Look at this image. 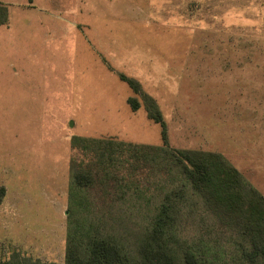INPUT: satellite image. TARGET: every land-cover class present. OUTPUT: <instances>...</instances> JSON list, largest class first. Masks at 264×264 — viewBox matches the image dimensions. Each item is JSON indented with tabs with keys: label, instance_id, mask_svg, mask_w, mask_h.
Instances as JSON below:
<instances>
[{
	"label": "rangeland",
	"instance_id": "obj_1",
	"mask_svg": "<svg viewBox=\"0 0 264 264\" xmlns=\"http://www.w3.org/2000/svg\"><path fill=\"white\" fill-rule=\"evenodd\" d=\"M0 22V257L64 263L98 217L132 246L148 208L97 185L79 211L72 166L91 156L71 141L162 145L150 98L170 146L222 153L264 195V0H0Z\"/></svg>",
	"mask_w": 264,
	"mask_h": 264
},
{
	"label": "trees",
	"instance_id": "obj_2",
	"mask_svg": "<svg viewBox=\"0 0 264 264\" xmlns=\"http://www.w3.org/2000/svg\"><path fill=\"white\" fill-rule=\"evenodd\" d=\"M121 78L141 91L136 79ZM149 100L148 115L161 125L162 145L113 137L71 141L91 156L72 166L70 195L79 198V211L89 210L80 206L79 191L97 185L108 203L118 199L140 211L148 208L150 220L134 232L132 246L105 231L98 217L77 220L69 230L64 263L15 250L0 257V264H264V195L222 153L170 146L166 122ZM128 102L140 107L135 96Z\"/></svg>",
	"mask_w": 264,
	"mask_h": 264
}]
</instances>
